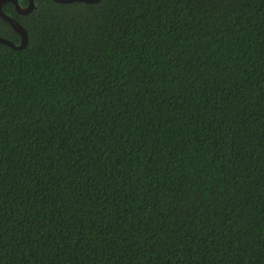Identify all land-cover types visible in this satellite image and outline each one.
Listing matches in <instances>:
<instances>
[{
  "label": "trees",
  "instance_id": "16d2710c",
  "mask_svg": "<svg viewBox=\"0 0 264 264\" xmlns=\"http://www.w3.org/2000/svg\"><path fill=\"white\" fill-rule=\"evenodd\" d=\"M2 10L0 264H264V0Z\"/></svg>",
  "mask_w": 264,
  "mask_h": 264
},
{
  "label": "water",
  "instance_id": "95a60500",
  "mask_svg": "<svg viewBox=\"0 0 264 264\" xmlns=\"http://www.w3.org/2000/svg\"><path fill=\"white\" fill-rule=\"evenodd\" d=\"M12 2L15 6V9L18 13L20 14H27L31 12L34 8V0H28V5L27 6H20L18 3V0H0V16L6 20L7 22L10 23L11 27L13 30L20 36V42L18 44H15L11 40H8L6 38H3L0 36V43L6 44L14 49H22L26 46L27 41H28V36H27V31L26 29L13 17L7 15L3 10H2V5L6 2ZM57 2H62V3H70L73 1H82V2H88V3H95L98 2L99 0H55Z\"/></svg>",
  "mask_w": 264,
  "mask_h": 264
}]
</instances>
